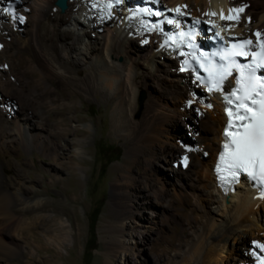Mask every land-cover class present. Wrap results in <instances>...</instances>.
<instances>
[{"label": "rangeland", "instance_id": "obj_1", "mask_svg": "<svg viewBox=\"0 0 264 264\" xmlns=\"http://www.w3.org/2000/svg\"><path fill=\"white\" fill-rule=\"evenodd\" d=\"M4 4L5 0H2L1 9ZM162 5L165 7L163 2ZM79 17L80 23L89 21V17ZM259 17V13L254 15V19ZM114 20L118 22V17ZM102 31H95L92 40L85 39L79 44L84 53L87 47L96 48L82 67V79L86 77L87 69L91 71L96 67L97 70L100 66L97 57L103 59L105 56L101 45ZM234 33L231 31L230 35L242 36ZM143 45V41L136 39L128 52L136 56L135 52ZM32 50L20 51L15 47L4 56L3 63L8 64V68L0 76V85L13 87L16 99L25 101L32 113L29 104L35 98L40 99L42 110L38 105L34 109L43 114L63 105H72L70 116L74 114L77 120L73 118L69 127L60 126V129L78 128L83 134L68 135L58 138L59 141L53 138V148H56L49 156L22 147L17 153L18 161L12 156L13 165L24 173L18 180L20 185L30 191L47 190L34 198L26 196L19 207L31 206L40 200L50 202L51 209L44 213L15 215L13 223L0 218V264H47L45 256L48 253L35 248L27 230L46 215L52 219L59 214L58 221L65 223L69 233H74L70 226L76 227L78 237L75 242L70 238L64 243L53 240L52 245L57 246L59 256L51 264H193L199 259V245L195 240L198 229L207 228L212 220L222 218L218 217L221 208L206 200L208 180L202 173L203 165L211 155L208 139L213 123L209 111L201 109L191 94L172 89L164 77L149 69L148 60L141 56L135 61L140 66L139 70L135 67V94H127L122 105L118 103L115 89L113 93H107L98 88L93 95L67 82L63 87L72 92L74 98L72 102L59 101L62 86L58 80H41L34 69ZM118 55L117 52L116 60L124 59ZM107 63L111 66L108 60ZM155 65L156 68L160 66L159 63ZM19 85L31 96L24 100L17 90ZM150 99L156 104L151 112H147L146 104ZM42 113L40 119L45 116ZM34 121H39V116ZM50 126L51 123H47L44 129L55 134ZM113 147L120 150L118 158L111 155L110 148ZM32 173L39 182L33 184L30 181ZM5 176L12 177L13 172L8 170ZM228 199L225 202L229 205ZM259 213L263 218L262 206ZM90 220H95L93 239ZM53 224L51 234L39 226L34 241H38V237L54 239L59 236L58 224ZM250 227L246 229V236L238 237L236 241L230 237L221 264H255V261L264 264V236H253L250 231L254 228Z\"/></svg>", "mask_w": 264, "mask_h": 264}, {"label": "bare ground", "instance_id": "obj_2", "mask_svg": "<svg viewBox=\"0 0 264 264\" xmlns=\"http://www.w3.org/2000/svg\"><path fill=\"white\" fill-rule=\"evenodd\" d=\"M7 1L5 0V3ZM21 1L22 4L18 11L23 19L20 20L16 17L11 20L5 13V4L1 9L2 0H0V76L3 70L8 68V64L6 66L3 60L11 49L15 47L20 51L33 49L34 69L41 80L45 78L58 80V84L62 86V93L58 94L60 95L58 96L59 101L70 100L72 102L74 98V94L63 87V83L67 82L83 92L93 95H96L98 88L107 93H113L116 90L118 103L122 105L127 94L132 96L135 94L134 79L137 75L135 67L137 69L140 67L135 61L137 57L141 56L145 61L148 60L146 62H148L149 69L155 70L164 77L172 89L180 93L191 94L201 109L209 111L208 114L213 123L211 137L208 139L211 155L203 165L202 173L208 180L206 200L221 208L218 217L222 218L212 220L207 228L198 229L195 240L199 245V259L194 260L193 264H221L222 255L230 237L236 241L238 237L246 236L248 226L255 229V231L254 229L250 231L253 236H264V217L262 218L259 213L261 206L264 209V192L261 191V187L253 185L244 177L237 178L229 186L219 183L217 166L228 124L227 115L224 113L222 95L228 92L229 87L225 85V87L227 86L225 91L209 93L195 81L193 74L182 72L180 67L182 58L189 53L187 36L181 35V28L190 19H201L203 23L206 22L207 26L211 25L217 32L224 31L226 35H230L231 31L235 32L234 34H241L243 36L241 37L248 38L254 47L259 46L264 40V0H160L157 12H145L144 8L138 5L142 0H132L136 2L135 6H127L126 4L115 6L112 0H68L67 9L63 13H60L54 5L55 0ZM259 2L261 3L260 6H258ZM241 8L243 9L242 12L230 11ZM256 13L260 14L259 19H254ZM230 15L234 18L227 19ZM79 16L89 17V21L86 24L80 23ZM115 16L118 17V22L114 20ZM121 16H123L122 19ZM186 16L191 18H186ZM221 16L225 18L222 19ZM125 24H129L131 27H126ZM100 29H103L101 45L104 47L103 54L105 56L103 59L97 57L96 61L100 63V66L97 67V70L96 67L92 68L91 71L87 69V75L82 79L80 78L84 74L82 67L86 63L87 56L93 55L96 48L87 47L86 53H84L79 44L85 39L92 40L95 31ZM257 33H260L259 37L256 35ZM136 39L143 41L144 45L140 51L135 52L136 56H132L128 49L132 41ZM23 40H25L24 43L20 44ZM97 50L99 51V49ZM117 52L124 59L116 60L115 54ZM155 63H159L160 66L156 68ZM10 66H12L11 63ZM13 72L15 71L13 70ZM180 83L183 85L181 86ZM2 85H0V218L13 223L15 215L44 213L51 209V203L39 200L31 206L19 207L26 196L34 198L47 190L43 188L40 191H30L20 185L18 180L22 178L24 173L19 167L13 165L12 156H15L16 161H18L19 147L24 150H38L42 155L49 156L56 148L55 146L53 148L55 144L53 138L58 140V138L68 135L77 137L83 132L72 127L60 129V126L69 127L73 118H77L74 114L70 116L73 109L72 105H63L50 112L45 111L44 114L41 112L45 116L40 119V110L38 113L34 109V106L38 105L42 110L39 98H35L32 104H29L32 105V113L30 108L24 104L25 101L16 99L15 90L11 89L13 87L8 88ZM46 87L49 88L47 83ZM24 89L26 88L24 87ZM24 89L20 85L17 88L23 99H26V96L28 98L31 95L26 93L27 89L25 91ZM147 102V112H151L156 103L154 104L151 99ZM57 103H59L58 100ZM36 116H39L37 122L34 121ZM47 123H51L50 127L56 131L55 134L46 132L48 129H44V127ZM56 128L61 131H57ZM77 143L82 145L80 142ZM8 170L13 172L12 177L5 176V172ZM31 175L33 177L30 181L33 184L39 182L34 173ZM43 178L46 177L43 176ZM202 178L206 180L204 177ZM227 197L229 198V205L225 202ZM59 215L52 219L46 215L40 223L35 221L32 224L30 221L32 225L28 230L26 229L30 233L29 240L36 244L35 248L39 252L48 253L45 256V263L47 264H51V261H55L59 256V252L55 249L57 246L52 245L53 240L64 243L70 238L72 242H75L78 237L77 228L70 226V230L74 233H69L64 226L65 223L58 221ZM52 223L58 224L56 230L59 236L54 239L50 237V239H44L45 237L40 239L38 237V241H34V239L37 240L35 232L38 227L42 226L46 232L51 234ZM262 246L264 248V243ZM256 260L258 261V259Z\"/></svg>", "mask_w": 264, "mask_h": 264}, {"label": "snow or ice", "instance_id": "obj_3", "mask_svg": "<svg viewBox=\"0 0 264 264\" xmlns=\"http://www.w3.org/2000/svg\"><path fill=\"white\" fill-rule=\"evenodd\" d=\"M5 11L11 12L12 9L9 8ZM230 11L242 12L243 9H232ZM221 18L224 19L225 17L221 16ZM233 18L231 15L227 17V19ZM256 35L259 37L260 33ZM249 44H251V41H244L242 45H234V47L245 48ZM259 48V53L253 54L254 58H258L254 59L255 67L240 65L235 60L229 59L233 53L225 52L221 55V59L229 60L227 65H220L219 68L210 65L205 68V71L209 72V76L212 77L217 90H219V83L232 74L231 70L233 68L239 72V78L236 80L239 87L231 95L238 101L234 105L235 116L241 123L234 125L232 122L233 111L226 109L229 116L228 129L235 127L236 131L225 130V136H230L231 140L224 144V152L220 155V164L217 166V171L227 170L235 177L237 175L235 170L239 169L253 176L256 175L254 170L258 166L260 179L264 180V78L255 74L256 68L264 67V41L259 44ZM235 55H247V53L240 51L236 52ZM225 100L228 104L234 103L227 96Z\"/></svg>", "mask_w": 264, "mask_h": 264}, {"label": "trees", "instance_id": "obj_4", "mask_svg": "<svg viewBox=\"0 0 264 264\" xmlns=\"http://www.w3.org/2000/svg\"><path fill=\"white\" fill-rule=\"evenodd\" d=\"M110 149H112V151H113L111 153L112 157L118 158L119 155H120V150L118 148H116V147H113V148H110ZM102 154H104V153H102ZM94 224H95V220H90V231H91L92 239L95 237L94 230H93ZM92 249H94V248H92Z\"/></svg>", "mask_w": 264, "mask_h": 264}, {"label": "water", "instance_id": "obj_5", "mask_svg": "<svg viewBox=\"0 0 264 264\" xmlns=\"http://www.w3.org/2000/svg\"><path fill=\"white\" fill-rule=\"evenodd\" d=\"M67 2L68 0H55L54 5L63 13L67 9Z\"/></svg>", "mask_w": 264, "mask_h": 264}]
</instances>
